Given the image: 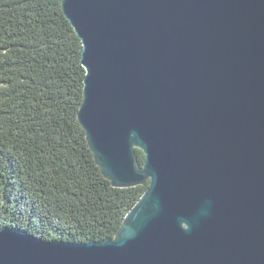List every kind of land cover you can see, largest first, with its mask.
I'll return each instance as SVG.
<instances>
[{"label": "water", "instance_id": "obj_1", "mask_svg": "<svg viewBox=\"0 0 264 264\" xmlns=\"http://www.w3.org/2000/svg\"><path fill=\"white\" fill-rule=\"evenodd\" d=\"M62 5L95 161L115 188L149 187L101 242L0 227V264H264V0Z\"/></svg>", "mask_w": 264, "mask_h": 264}, {"label": "trees", "instance_id": "obj_2", "mask_svg": "<svg viewBox=\"0 0 264 264\" xmlns=\"http://www.w3.org/2000/svg\"><path fill=\"white\" fill-rule=\"evenodd\" d=\"M62 2L0 0V227L101 242L149 183L115 188L95 161L78 118L83 45Z\"/></svg>", "mask_w": 264, "mask_h": 264}, {"label": "clouds", "instance_id": "obj_3", "mask_svg": "<svg viewBox=\"0 0 264 264\" xmlns=\"http://www.w3.org/2000/svg\"><path fill=\"white\" fill-rule=\"evenodd\" d=\"M209 207H210V202H209ZM206 214H207V209L206 208L202 209L200 215H206Z\"/></svg>", "mask_w": 264, "mask_h": 264}]
</instances>
